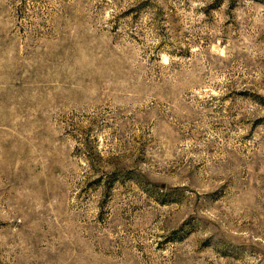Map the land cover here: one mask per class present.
<instances>
[{"label": "rangeland", "instance_id": "1", "mask_svg": "<svg viewBox=\"0 0 264 264\" xmlns=\"http://www.w3.org/2000/svg\"><path fill=\"white\" fill-rule=\"evenodd\" d=\"M0 264H264V0H0Z\"/></svg>", "mask_w": 264, "mask_h": 264}]
</instances>
